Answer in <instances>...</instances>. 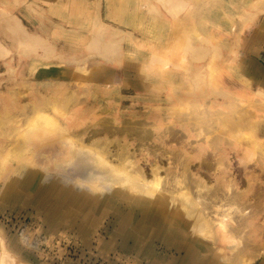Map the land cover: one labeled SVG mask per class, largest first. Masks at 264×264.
<instances>
[{
  "label": "rangeland",
  "instance_id": "1",
  "mask_svg": "<svg viewBox=\"0 0 264 264\" xmlns=\"http://www.w3.org/2000/svg\"><path fill=\"white\" fill-rule=\"evenodd\" d=\"M84 90L109 107L156 111L188 135L185 143H202L203 153L216 145L233 164L252 168L264 154V0H0V106L12 108L10 95L24 104L38 91L63 98ZM196 117L194 126L185 123ZM9 176L8 166L0 180V264H246L229 261L232 241L206 248L170 216L135 213L142 228H133L128 209L70 188L61 172L56 181L69 189L50 206L46 196L35 198L43 179L13 181L11 189ZM256 231L264 235V217ZM190 240L202 248L188 252Z\"/></svg>",
  "mask_w": 264,
  "mask_h": 264
},
{
  "label": "bare ground",
  "instance_id": "2",
  "mask_svg": "<svg viewBox=\"0 0 264 264\" xmlns=\"http://www.w3.org/2000/svg\"><path fill=\"white\" fill-rule=\"evenodd\" d=\"M23 37L33 41V36L24 31ZM87 91L84 95L65 91L63 98L38 91L34 99H28L31 102L24 104L19 96L10 95L12 108L0 106V180L9 166L6 188L14 186L13 181H29L32 186L43 179L34 188H43V195L35 198L44 202L46 196L50 206L69 189L56 181L61 172L72 182L70 188L79 184L82 191L128 209L133 228H142V219L135 213L148 210L158 216H170L169 220L174 218L181 231L200 236L206 248L216 247L220 240L232 241L230 262L253 264L264 256V235L256 231L257 220L264 217V154L252 168L233 164L215 150L216 145L203 153L202 143H185L184 136L188 135L173 124L162 123L164 119L161 121L156 111L127 110L114 103L109 107L110 102ZM78 113L87 114L88 118L73 120L71 117ZM188 119L185 123L194 126L200 118ZM206 142L214 143L216 139ZM26 143L29 145L24 154H14ZM34 156L35 169H27L20 177L18 172L32 164ZM46 160L51 164L48 178L40 173ZM43 205L47 207L46 203ZM202 246L192 240L186 245L188 252Z\"/></svg>",
  "mask_w": 264,
  "mask_h": 264
}]
</instances>
